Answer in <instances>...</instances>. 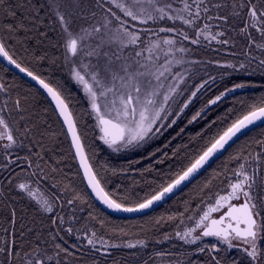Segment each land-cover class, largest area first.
<instances>
[{"label":"snow or ice","instance_id":"obj_1","mask_svg":"<svg viewBox=\"0 0 264 264\" xmlns=\"http://www.w3.org/2000/svg\"><path fill=\"white\" fill-rule=\"evenodd\" d=\"M5 3L6 0H0V9L7 19L14 21L3 26L9 33L30 31L25 21L34 25L38 20L43 22L47 17L50 30L57 32L62 40V43L54 47L63 50L64 64L69 67L71 80L87 100L83 115L95 122L92 130L98 129L99 132L95 139L101 141L113 153L143 148L149 141L163 136L177 124V120L193 103L194 98L215 83V78L210 76L196 84L195 90L182 102L177 103L176 97L185 95L186 90H181V85L186 80L185 75L174 68L185 63H200L196 60L185 61L183 55L177 56V53L186 54L190 51L185 46V41L192 45H200L202 40L209 44L214 41L216 44L228 46L234 44L236 36H242L247 40L243 51L246 62H241L238 66L230 62L209 63H216L219 67L233 71H244L246 75L255 74L254 69L249 72L250 66L255 63L260 69V74L264 75V0H45L39 6L33 5L31 0H21L17 7L25 11L19 19L17 11L11 5L5 7ZM40 35L47 38V32H41ZM253 49L260 55H253ZM0 57L30 76L51 97L55 104L54 111L63 119L67 136L71 137V147L79 159L88 187L96 199L112 211L131 213L151 208L183 182L188 181L238 133L258 121L264 123V96H260L249 105L246 114L214 137L171 182L129 206L126 203L129 199L127 194L117 197L115 192L106 191V177L108 174L115 176L118 172H126L132 164L139 161H130L128 167L120 169L106 161L98 166L90 163L84 143L88 137L87 125L81 127L78 119H74V112L70 110L71 93L51 86L22 67L9 54L3 42H0ZM255 86L246 82L233 83L195 112L187 123L198 121L208 106L217 104L226 94ZM8 92V88L0 84V93L6 94L0 100V157L3 158L0 171L11 174L14 165L18 166L26 161L29 168H34L33 176L46 179L48 173L43 165L47 164V161L41 152L33 151V146L38 145L43 151L46 148V140L47 146L55 144L54 136L43 127L45 121L35 112L27 119L20 115L19 120H16L13 112L20 114L28 109L24 107L22 98L18 96L12 100L11 96L7 95ZM174 104L178 110H173ZM25 120V124L21 126L20 121ZM184 131L181 127L172 139ZM199 135L200 133H197V136ZM255 142L260 149L255 154L245 153L241 149L237 154L230 155L229 159L237 165L232 170L233 178H229L226 188L220 189L216 194L215 203H209L206 210L202 211L194 227L187 228L182 233H175L176 238L185 244H197L204 237H214L219 242L197 246L196 252L207 256L204 264H264V246L260 243L264 241V170L260 167L264 163V139ZM88 147L91 149V157H95L96 149L91 145ZM167 147L168 144H165L164 148ZM24 149H27V154L20 156L18 150ZM49 150L52 149L49 147ZM179 151V147L173 148L172 157L178 156ZM160 152L161 149L156 148L148 153V156L156 158ZM33 156L35 160L32 159ZM170 158L165 151L156 158V163L163 164ZM49 167L53 173L57 171L54 166ZM12 182L10 178L9 184ZM57 186L52 185L54 189ZM15 187L35 201L40 218L34 220L29 227L23 224L20 226L21 243L18 245L15 234L17 213L14 207L8 205V222L12 230L4 229L6 235L0 237V264H49L53 260L55 264H62L61 254L70 257L73 252L69 250L65 236L60 233L63 232L67 236L76 234L77 241L81 240V236L80 229L64 227L66 218L61 213L67 207L70 213L68 219H78L77 205L86 203L85 197L68 185H64L55 198L37 195L38 190L25 182L18 183ZM205 187H208V183ZM3 195L0 191V198ZM211 199L212 197H209V200ZM57 205L60 206L61 213L55 211ZM79 211H83V208L80 207ZM213 213H219V218H214ZM89 217L92 220L97 219L92 213H89ZM168 219L175 217L170 216ZM188 219L193 218L190 216ZM160 222L156 221L157 224ZM99 223L104 225L103 220ZM52 229L56 231L53 232ZM197 229L200 231L194 235ZM88 232L90 235H85L83 239L95 252L101 251L97 247L98 243L104 249L102 255H110L107 251L109 248L121 247L120 244L110 243L103 237H98L93 229ZM57 238L63 241V245L55 242ZM164 239L171 237L165 235ZM219 245L225 247L221 248ZM122 246L133 249L138 246L144 248L147 244L144 240H138ZM71 247L79 250L75 243ZM50 248L54 249L51 255ZM233 249L237 255H230ZM165 255L164 252H155L157 257L163 258ZM63 264H67L66 259ZM189 264L193 262L190 261Z\"/></svg>","mask_w":264,"mask_h":264},{"label":"trees","instance_id":"obj_2","mask_svg":"<svg viewBox=\"0 0 264 264\" xmlns=\"http://www.w3.org/2000/svg\"><path fill=\"white\" fill-rule=\"evenodd\" d=\"M20 2L21 0H6L5 3V7L11 5L17 11L18 19L22 18V14L25 11L17 7ZM31 2L33 5L39 6L45 0H31ZM41 15H43V9L41 10ZM7 23H14V21L7 19L3 14V10L0 9V41L6 45L9 54L22 67L44 79L51 86L57 87L65 93H71L72 103L70 110L74 112V119H78L81 127L85 126V124L87 125L88 137L84 140V143L86 145V153L90 156V163L98 166L99 163L106 161L108 164L120 169L128 167L130 161H139V163L132 164L126 172H118L115 176L108 174L106 177V191L115 192L117 197L127 194L129 199L126 203L129 206L147 195L154 194L162 186H166L167 183L171 182L175 178V175L186 168L208 146L214 137L222 133L237 118L246 114L249 110V105L256 101L258 97L264 96V75L260 74V69L255 63L249 68V72L254 69L255 74L246 75L244 71L218 73L214 77L215 83L206 90H202L189 108L185 110L182 117L178 119L180 121H177V124L173 128L168 129L154 144L146 146L139 154L132 157L124 159L114 158L100 145L99 140L95 139L98 133L97 130H92V125H94L93 120L83 115V109L86 107V104L78 91L66 78L62 65L63 51L59 47H54V45L60 42L56 39V33L50 30L47 17H45L43 22L38 20L34 25L29 21H25V24L31 30L27 32L21 30L15 34L3 29V26ZM41 32H47V38L41 36ZM238 40L246 47V38L239 36ZM201 57L202 55L199 58ZM19 77L0 62V84H7L8 87L5 85L6 88L13 91L11 94V91L8 89L10 92L7 95L10 93L12 95L11 98H13L12 100H15L19 96L23 99L24 107L28 109V111L20 114L27 119L32 112L37 113L45 121L43 127L54 136L55 144L47 146L48 142L46 140V148L43 151L36 145L37 151L41 152L44 160L47 161V164L43 165L45 171L49 174L47 176L48 181L46 182L45 180L46 184H48L51 190L54 189L52 185L57 183V187L63 188L64 185H68L73 190L80 192L87 201L85 203L87 213H92L96 216L97 219L94 222L97 226L100 225L99 227L102 230L104 229L107 234L120 235L118 237H149L155 233L170 230L169 228L178 219L193 213V210L201 205L203 200L215 197L220 189L227 186L228 179L233 174L232 170L237 166L235 161L229 159L230 155L237 154L241 149L245 153L252 152L255 154V152L260 150L255 141L264 139V126L254 129L238 140L195 181L166 204L138 218H118L110 214L108 215L99 206L95 205L82 178L66 132L53 106L37 88ZM238 82H246L255 84L256 86L238 89L235 92L226 94L217 104L208 106L205 112L202 113V118L198 119V121L190 125L187 123L195 112L208 104L210 99H214L226 87H231L233 83ZM13 94L15 97H13ZM9 107H11V103ZM20 114L13 112L12 115L17 119L20 118ZM217 117H220V119H217ZM185 119L187 120L186 122H184ZM213 121L215 123H212ZM22 122L20 121V124ZM24 124L25 122L21 126ZM210 124L211 126L209 127ZM181 127L185 131L180 136L172 139ZM197 133H200V135L197 136ZM169 141L171 142L169 143ZM25 142L27 143V141ZM165 144H168L167 148H164ZM88 145L96 149L95 157H91V149ZM49 147L52 150H49ZM178 147L180 149L179 155L172 157V149ZM156 148L161 149V152L157 153L156 158H159L165 151L168 152L171 158L165 160L163 164H157L156 158L148 156V153L155 151ZM32 159L35 160V157ZM22 165L25 166L26 164L23 163ZM49 165L54 166L57 171L53 173ZM260 167L264 170V163ZM206 183H208V187H205ZM33 215L34 217L36 216L34 212ZM170 216H174L175 219L169 220L168 217ZM100 220L104 221L103 226L99 223ZM157 220L161 222L157 224ZM165 226L167 229H165ZM121 230L124 234L121 233ZM126 233H129V235H125ZM16 237H19V235Z\"/></svg>","mask_w":264,"mask_h":264},{"label":"rangeland","instance_id":"obj_3","mask_svg":"<svg viewBox=\"0 0 264 264\" xmlns=\"http://www.w3.org/2000/svg\"><path fill=\"white\" fill-rule=\"evenodd\" d=\"M149 26H152V25H149ZM55 33H56L55 34L56 39L60 43H62V40L59 37L58 33L57 32H55ZM253 34H254V36H256V33L254 31H253ZM161 35H164V34H161ZM192 35H194V33H192ZM238 37L239 36L235 37L234 44H230L228 46H222V45L216 44L214 41L209 44L207 41L202 40V43L200 45H192V44L188 43L187 41L184 42L185 46L188 47L190 49V51L186 54L177 53V56L183 55L185 61L196 60V61H200V63H196V64L185 63L183 66H176L174 68L175 71L182 72L185 75V80H186V82L181 85V90H186L185 95L176 97L177 103L182 102L186 98L187 95H190V92L192 90H195L194 86L196 84L201 83L203 80H207L210 76L215 77L218 73H222V72H236V71H233L232 69H226L223 67H219L216 63H209L210 61H219L221 64L230 62V63H233L237 66L241 62H246L247 58L243 55V51H244L245 47L243 46L242 42L238 40ZM233 53H235V55ZM145 55H147V53H145ZM201 55H202V57L199 58ZM253 55L259 56L260 53L256 52L255 49H253ZM62 65L64 68V72L66 74L67 80L78 91V93L80 94L81 98L83 99V101L85 102V104L87 106V100L84 98L83 92L71 80V77L69 75V67L65 66L63 59H62ZM185 70H187V71H185ZM172 107H173V110H178V108L175 104ZM165 123H168V121H165ZM96 130H97V133L99 134L98 129H96ZM160 138L161 137L154 138L153 140L149 141V143L146 144L143 148L131 149V150H127V151L120 152V153H113L101 141H99V143L103 148H105L107 150V153L110 154L112 157L124 159V158H128V157H132L136 154H139L144 148H146V146L154 144V142H156ZM34 146L36 147V145H34ZM14 158L15 157L13 156V159ZM0 162H3L2 157H0ZM14 166H16V165H14ZM18 166L22 167L23 165H22V163H20ZM33 171H34V168H33ZM13 177H14V179H13ZM230 178H233V174L230 175ZM12 180L16 184L21 183V182L28 183L31 188L38 190L37 195H42V196H46L49 198H54L50 194V192H51L50 187L48 186V184H46L47 178L42 179V181H40L41 179H38L37 176L34 177L32 174H29L28 172L27 173L26 172L25 173L24 172H17L16 175H12ZM45 180H46V182H45ZM6 182L9 183V180H7ZM41 182H42V184L45 185V188L49 187L47 189L49 191H46V189L44 190V188L39 185V183H41ZM15 189H16L17 195L20 196L18 198L26 200L27 204H31L33 206V212L36 215H38L35 217L33 215L32 220L33 221L38 220L40 218V216L36 211L37 205H36L35 201L31 200L27 196L26 193L20 192L16 187H15ZM62 189L63 188H61V187H57L58 192H61ZM38 192L41 194H39ZM47 192H48V194H47ZM221 194H224V193H221ZM212 198H213V201L211 203L214 204L215 203V197H212ZM203 204H204V200L202 201L201 205L197 206L193 210V213H190L187 216L182 217L181 219H178L177 220L178 222L176 223L177 225L174 224L173 226H171L169 228L170 230H168L167 232H164V234H163V232H160L157 234L155 233L154 235H150L149 237L141 236V238H133V236L132 237L126 236L125 238H122V237H118L120 235L116 236V235H112V234H107L104 231V229L102 230L101 227L97 228L98 227L97 224L94 222V220H92L89 217V214L87 213L85 203L83 205H80L78 203L77 212H76V217L78 219H73V220L68 219V216L70 215V213H69L67 207H65L67 209L64 208L65 210H63V212L61 213V211H60L61 208L59 205H57L56 206L57 210L55 209V211H57V213L60 212L61 214H64L65 218H66V222L64 224V227L65 228L74 227L76 229H80L79 235L81 236V240L77 241L76 240V234H74L72 236H67L63 232L60 233L61 235L65 236L67 241H69L67 246L68 247L70 246L69 250L73 252V255L70 257H64V255L61 254V257H60L61 262L63 264V261L66 259L67 264H116V262H118V263L120 262V264H129L128 262L133 263V264H144L143 262H145V261L147 262V264H157V263L158 264H167V263L168 264H172V263L175 264V262H176V264H189L190 261L193 262V264H200L198 262V260L194 259L196 256H198V257L200 256V254L198 252H196L197 246L198 245L201 246L202 242L205 243L207 240H213V239H208L207 237H204L201 241H198L197 244H185L183 241L176 238L175 233L177 231L182 233L185 229L194 227L195 221L199 219V215L202 214L203 210H206V208L205 209L202 208ZM80 207L83 208V211H79ZM47 215H52V214H47ZM190 216L193 218L192 220L188 219V217H190ZM48 223L50 224L51 222L48 221ZM22 224L25 225L26 227L31 226V222H26V223L24 222ZM89 229L95 230L98 234V237L101 236L108 241L110 240L109 241L110 243L111 242L115 243L117 241L118 243H116V244L120 243V245L121 244L123 245V244H126L125 241H127V243H129L130 241H131V243H135L136 241L142 239L146 242L147 246L144 248H140L138 246L137 248L129 249V248L123 247L121 245V248L120 247L119 248H111V249L109 248L107 251L110 253V255H102L101 253L104 252V249L100 246L99 243H98L97 247L100 248L101 251L103 250V252L93 251L90 246H87V241L85 239H83V237L85 235H90V233L88 232ZM165 229H167L166 226H165ZM55 230L56 229H52L53 232H55ZM19 231H20V229H19ZM199 231L200 230L197 229V233H194V235L198 234ZM83 234H84V236H83ZM126 235H129V234H126ZM165 235H168L170 237L172 236L171 237L172 240L171 239L165 240L164 239ZM72 240L75 242V244H77L79 246V250H77L75 248L71 249V245L73 242ZM157 241H159V243H157ZM55 242L56 243L62 242L61 244H63V241H61L58 238ZM74 242H73V244H74ZM261 242H263L262 246H264V241H261ZM18 245H19V243H18ZM167 248H169V249H167ZM162 250H163V252H169V253H166L167 255L164 256L163 258L155 256V252H157V251L162 252ZM176 250H178L179 252H182V253L176 252ZM233 250L236 252L235 249H233ZM53 252H54V249L50 248L49 254L51 255V254H53ZM175 253H177V254H175ZM77 254H81V255L79 256ZM235 254L237 255L238 253L236 252ZM112 256H113V258H112ZM148 256H149V258L147 259ZM123 259H125V261ZM178 261H179V263H178ZM49 264H55V260L49 262Z\"/></svg>","mask_w":264,"mask_h":264},{"label":"flooded vegetation","instance_id":"obj_4","mask_svg":"<svg viewBox=\"0 0 264 264\" xmlns=\"http://www.w3.org/2000/svg\"><path fill=\"white\" fill-rule=\"evenodd\" d=\"M3 95H6L4 93H0V100H2L5 96H2ZM16 151V150H14ZM24 151H26V153H24ZM24 151L22 150H18V154L20 156H25L27 154V149H25ZM33 151H37L36 147L33 146ZM24 154H22V153ZM33 158V157H32ZM24 162V161H23ZM22 162V164H23ZM146 162V161H144ZM27 164V162H25ZM25 167V169L23 168ZM21 168L17 167V166H14L13 169H12V172L11 174H9V172L7 171H0V191H3V198H0V237H4L6 235V233L4 232V229H9L10 231L12 230L11 229V225L9 224V220H10V209L8 207V205H11L12 207H14L16 209V213H17V216H16V225H15V228L18 230H15V234L16 236L19 235V229H20V226L22 223H26V222H32V217H33V206L31 204H27L26 200H23V199H20L16 193V189H15V185L16 183L13 181L12 184H9L7 183L6 181L9 180L10 178L12 179V175H16L17 172H28L29 174L33 173V168H29L27 165L26 166H23ZM27 168H29V170H27ZM23 170V171H22ZM32 170V171H31ZM14 179V177H13ZM4 184V185H3ZM4 188H3V186ZM39 185L41 187L44 188L45 190V187L43 186V184L41 185V183H39ZM7 189V190H5ZM46 191L47 190V187H46ZM12 192V193H11ZM57 189H52L51 190V195L55 198L56 194H57ZM15 193V194H14ZM48 194V192H47ZM55 195V196H54ZM213 201V198L211 200L209 199H206L204 200V204H203V209L207 208V206L209 205V203H211ZM233 203H238L236 201H233ZM214 218H219V213H213L212 214ZM38 216V215H36ZM10 238V237H9ZM20 237H17V242H21V240L19 239ZM208 239H213V240H207L205 243L202 242L201 246L203 244H213V243H216L218 244L219 242L214 238V237H207ZM263 242H261V245ZM221 248H224L225 246L224 245H219ZM232 252L230 253V255H236L235 251L234 250H231ZM176 252H179L178 250H176ZM182 253V252H180ZM200 256H196L194 259L195 260H198V262L200 264H204V262L207 260V256L205 254H201L199 253Z\"/></svg>","mask_w":264,"mask_h":264},{"label":"water","instance_id":"obj_5","mask_svg":"<svg viewBox=\"0 0 264 264\" xmlns=\"http://www.w3.org/2000/svg\"><path fill=\"white\" fill-rule=\"evenodd\" d=\"M0 62L4 66H6L9 70H11L15 74H17L18 76L23 78L26 82H28L29 84H31L32 86L37 88L48 99L50 104L55 109V104L52 101L51 97L48 95V93L35 80H32V78L30 76L26 75V73L20 72L19 69H17L14 65L8 64V62L6 60H4L3 57H0ZM57 115L59 117L58 113H57ZM59 120H60V122H61V124H62V126H63V128H64V130L66 132V135H67V128H66V126L63 125V119L61 117H59ZM261 126H264V123H261V122L258 121L255 125L249 126V128L243 130L241 133H238L237 136L233 138V140L229 141V144L226 145L224 149H221L218 153L214 154V156L212 158H210V160L197 173H195L192 177H190L188 181L183 182L178 188L174 189L172 193L167 194L161 201L156 202L151 208L143 210L141 212L128 213V212L112 211V210L108 209L105 205H103L99 200H97L96 197H95V194H93L91 189L88 187L87 180L84 177L83 169L80 167L79 159L75 156V150L73 148H72V150H73L77 165L79 167V170L81 172L82 178L84 180V183H85V185H86V187H87L92 199L94 200V202L103 211H105L106 213H108V214H110L112 216H115V217H118V218H124V219H133V218H138V217L147 215V214L153 212L154 210H156L157 208L161 207L162 205L166 204L172 198L177 196L181 191H183L187 186H189L193 181H195L205 170H207L209 168V166H211L216 160H218L221 156H223L224 153L231 146H233L238 140H240L243 136H245L249 132H251L254 129H257V128L261 127ZM67 137H68V140H69L70 145H71V137L70 136H67ZM85 152H86V150H85Z\"/></svg>","mask_w":264,"mask_h":264},{"label":"bare ground","instance_id":"obj_6","mask_svg":"<svg viewBox=\"0 0 264 264\" xmlns=\"http://www.w3.org/2000/svg\"><path fill=\"white\" fill-rule=\"evenodd\" d=\"M10 71H11V70H10ZM13 73H14V72H13ZM16 75H17V74H16ZM17 76H18V75H17ZM19 78H21V77H19ZM21 79H22V78H21ZM5 85L7 86V84H5ZM7 87H8V86H7ZM8 89H9V88H8ZM9 90L11 91V89H9ZM10 91H9V92H10ZM12 92H13V91H11V94H12ZM9 94H10V93H9ZM9 94H8V95H9ZM11 94H10V96L12 97ZM2 96H5V95L2 94ZM13 97H15L14 94H13ZM44 98H45V97H44ZM44 98H43V99H44ZM11 99H13V98H11ZM22 100H23V99H22ZM44 100H45V99H44ZM25 103H26V102H25ZM20 115H21V114H20ZM17 119H19V118H17ZM17 119H16V120H17ZM187 119H188V118H187ZM177 121H180V120H177ZM182 121H183V120H182ZM186 121H187V120L185 119L184 122H186ZM21 122H22V121H21ZM24 122H26V121H24ZM24 122H22V123H24ZM22 123H21V124H22ZM181 123H182V122H181ZM182 124H183V123H182ZM183 125H184V124H183ZM189 125H190V124H189ZM188 127H189V126H188ZM188 127H186V128H188ZM71 149H72V147H71ZM22 151H24V150H22ZM21 153H22V152H21ZM24 153H26V151H24ZM24 153H22V154H24ZM103 153H104V152H103ZM103 153H102V154H103ZM19 154H20V153H19ZM70 154H71V152H70ZM33 157H34V156H33ZM25 162H26V161H24L23 163H25ZM21 163H22V162H21ZM25 164H26V163H25ZM26 165H27V164H26ZM26 165H25V166H26ZM17 167H19V166H17ZM22 167H23V166H22ZM19 168H21V167H19ZM23 168L25 169V167H23ZM21 169H22V168H21ZM25 170H26V169H25ZM27 170H29V168H27ZM22 171H23V170H22ZM29 171H30V170H29ZM31 171H32V170H31ZM30 174H31V173H30ZM48 175H49V174H48ZM30 177H31V176H30ZM34 177H35V176H34ZM52 177H53V176H52ZM53 179H54V177H53ZM32 181H33V180H32ZM40 181H42V179H41ZM47 181H48V180H47ZM49 183H50V182H49ZM59 183H60V182H59ZM59 183H58V184H59ZM54 184H57V183H54ZM60 184H61V183H60ZM3 185H4V184H3ZM3 185H2V186H3ZM41 185H42V182H41ZM51 185H52V184H51ZM43 186L45 187L44 184H43ZM3 188H4V186H3ZM48 188H49V187H48ZM48 188H47V189H48ZM0 189H1V188H0ZM45 189H46V188H45ZM50 189H51V188H50ZM5 190H7V189H5ZM48 191H49V190H48ZM61 191H62V190H61ZM2 192H4V190H3ZM11 193H12V192H11ZM38 193H39V192H38ZM50 193H51V192H50ZM14 194H15V193H14ZM39 194H41V193H39ZM54 196H55V195H54ZM2 198H3V197H2ZM87 198H88V197H87ZM3 199H5V198H3ZM91 199H92V198H91ZM92 200H93V199H92ZM89 201H90V199H89ZM93 202H94V201H93ZM94 203H95V202H94ZM95 205H97V204L95 203ZM97 206H98V205H97ZM57 208H58V207H57ZM99 208H100V207H99ZM59 209H60V208H59ZM65 209H67V208H65ZM65 209H63V210H65ZM56 210H57V209H56ZM60 211H61V210H60ZM56 212H57V211H56ZM59 213H60V212H59ZM105 213H106V212H105ZM108 215H109V214H108ZM36 219H37V218H36ZM177 222H178V221H176V223H177ZM176 223H174V224H176ZM176 225H177V224H176ZM99 226H100V225H99ZM99 226H98V227H99ZM15 230H17V229L15 228ZM55 231H56V230H55ZM160 231H161V230H160ZM176 231H177V230H176ZM17 232H18V230H17ZM117 232H118V231H117ZM119 232H120V231H119ZM161 232H162V231H161ZM165 232H167V231H165ZM15 233H16V232H15ZM121 233H123L122 230H121ZM118 234H119V233H118ZM123 234H124V233H123ZM126 234H127V233H126ZM126 234H125V235H126ZM128 234H129V233H128ZM163 234H164V231H163ZM83 236H84V234H83ZM83 236H82V237H83ZM173 236H174V235H173ZM100 237H101V236H100ZM131 237H132V236H131ZM171 237H172V236H171ZM141 240H142V239H141ZM169 240H170V239H169ZM171 240H172V239H171ZM72 241H73V240H72ZM109 241H110V240H109ZM68 242H69V241H68ZM73 242H74V241H73ZM73 242H72V244H73ZM125 242L127 243V241H125ZM130 242H131V241H130ZM166 242H167V241H166ZM20 243H21V242H19V244H20ZM60 243H62V242H60ZM74 243H75V242H74ZM111 243H113V242H111ZM115 243H118V242L116 241ZM69 244H70V243H69ZM119 244H120V243H119ZM62 245H63V244H62ZM97 245H98V244H97ZM121 245H122V244H121ZM123 245H124V244H123ZM100 246H101V245H100ZM69 247H70V246H69ZM120 248H121V247H120ZM71 249H72V247H71ZM110 249H111V248H110ZM155 249H156V248H155ZM159 249H160V248H159ZM165 249H166V248H165ZM165 249H164V250H165ZM167 249H169V248H167ZM89 250H90V249H89ZM173 250H174V249H173ZM73 251H74V250H73ZM152 251H153V250H152ZM100 252H103V250L100 251ZM162 252H163V250H162ZM86 253H87V252H86ZM108 253H109V252H108ZM115 253H116V252H115ZM164 253H169V252H164ZM179 253H180V252H179ZM74 254H75V253H74ZM120 254H121V253H120ZM175 254H177V253H175ZM77 255L80 256L81 254H77ZM114 255H115V254H114ZM116 255H117V254H116ZM166 255H167V254H166ZM166 255H165V256H166ZM179 255H180V254H179ZM75 256H76V255H75ZM150 256H151V255H150ZM169 256H170V255H169ZM171 256H172V255H171ZM179 257H180V256H179ZM97 258H98V257H97ZM112 258H113V256H112ZM148 258H149V256L147 257V259H148ZM176 258H177V257H176ZM107 259H108V258H107ZM145 259H146V258H145ZM145 259H144V260H145ZM166 259H167V258H166ZM113 260H114V259H113ZM123 260L125 261V259H123ZM144 260H143V261H144ZM154 260H155V259H154ZM177 260H178V259H177ZM104 261H105V260H104ZM180 261H181V260H180ZM108 262H109V261H108ZM141 262H142V261H141ZM167 262H168V261H167ZM102 263H103V262H102ZM126 263H127V262H126ZM128 263H129V264H133V263H130V262H128ZM143 263H144V262H143ZM178 263H179V261H178ZM118 264H120V262H119ZM157 264H158V263H157ZM167 264H168V263H167ZM172 264H173V263H172ZM175 264H176V262H175Z\"/></svg>","mask_w":264,"mask_h":264}]
</instances>
